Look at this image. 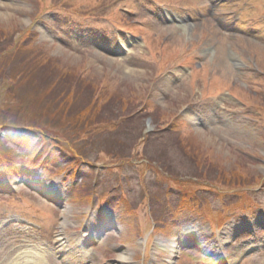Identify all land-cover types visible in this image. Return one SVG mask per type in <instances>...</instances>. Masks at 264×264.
I'll return each instance as SVG.
<instances>
[{
	"label": "rangeland",
	"instance_id": "obj_1",
	"mask_svg": "<svg viewBox=\"0 0 264 264\" xmlns=\"http://www.w3.org/2000/svg\"><path fill=\"white\" fill-rule=\"evenodd\" d=\"M241 6L257 32L224 24ZM223 8L144 31L139 0H0V125L18 127L0 138V264H63L58 236L77 263L103 225L87 264H165L173 222L170 264H264V3ZM111 26L140 41L121 54Z\"/></svg>",
	"mask_w": 264,
	"mask_h": 264
},
{
	"label": "bare ground",
	"instance_id": "obj_2",
	"mask_svg": "<svg viewBox=\"0 0 264 264\" xmlns=\"http://www.w3.org/2000/svg\"><path fill=\"white\" fill-rule=\"evenodd\" d=\"M58 245H60V244H63V241H62V238H58ZM172 251V248H171V250H170V252ZM171 257H172V253H169V255L167 256V264L170 262V259H171ZM70 258V256L69 255H67L66 256V259H69Z\"/></svg>",
	"mask_w": 264,
	"mask_h": 264
},
{
	"label": "trees",
	"instance_id": "obj_3",
	"mask_svg": "<svg viewBox=\"0 0 264 264\" xmlns=\"http://www.w3.org/2000/svg\"><path fill=\"white\" fill-rule=\"evenodd\" d=\"M8 57H9V55H8Z\"/></svg>",
	"mask_w": 264,
	"mask_h": 264
}]
</instances>
